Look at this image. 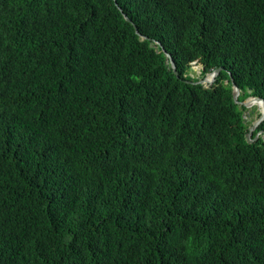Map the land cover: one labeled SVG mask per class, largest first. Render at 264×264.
<instances>
[{
  "label": "trees",
  "instance_id": "obj_1",
  "mask_svg": "<svg viewBox=\"0 0 264 264\" xmlns=\"http://www.w3.org/2000/svg\"><path fill=\"white\" fill-rule=\"evenodd\" d=\"M116 2L179 76L114 0H0V264H264V0Z\"/></svg>",
  "mask_w": 264,
  "mask_h": 264
},
{
  "label": "water",
  "instance_id": "obj_2",
  "mask_svg": "<svg viewBox=\"0 0 264 264\" xmlns=\"http://www.w3.org/2000/svg\"><path fill=\"white\" fill-rule=\"evenodd\" d=\"M114 2L117 5L116 0H114ZM118 8L122 12L124 18L133 25L134 30L139 35L140 39L149 38V36H147L145 34H141L138 31V28H137L135 22L124 11H122L120 6H118ZM149 39H150V45L154 46L157 50H158V48H160L161 51L164 52L166 59H167V62L169 63L170 67L172 68L173 72L175 73L176 76H179L178 71H177V67H176V64H175V61H174L172 55L165 49V47L163 46L161 41H159L155 38H149ZM201 68H202V65H200V69ZM222 68L223 67L221 65L213 67L211 70L206 71L203 75L198 76V78L193 80V82L202 83L204 85L211 84L215 80L216 75L219 73V71ZM228 73H229V79L231 82L232 98H233L234 102L237 104L246 103L248 97L246 96L244 99H238V95L240 94V87L235 83L232 74L230 72H228ZM208 74H210V77H207ZM251 96H252V100L257 101L258 104H260V111L255 118L250 120V122L246 128L245 137H246V140L248 142L257 139L259 136L264 140V129H257L256 130V128L259 126V124L264 119V98L258 94H253ZM243 117H244V115H243Z\"/></svg>",
  "mask_w": 264,
  "mask_h": 264
},
{
  "label": "rangeland",
  "instance_id": "obj_3",
  "mask_svg": "<svg viewBox=\"0 0 264 264\" xmlns=\"http://www.w3.org/2000/svg\"><path fill=\"white\" fill-rule=\"evenodd\" d=\"M200 65L201 64L198 62L192 61L191 65H190L191 68L188 69V74H190L193 77H196V79H197L198 76H201ZM246 112H248L247 115L246 116L244 115V117L242 116V119L246 123V126H248L250 120L255 118L259 112H257L254 107L252 109H250L249 111L246 108L244 110V113L246 114Z\"/></svg>",
  "mask_w": 264,
  "mask_h": 264
},
{
  "label": "bare ground",
  "instance_id": "obj_4",
  "mask_svg": "<svg viewBox=\"0 0 264 264\" xmlns=\"http://www.w3.org/2000/svg\"><path fill=\"white\" fill-rule=\"evenodd\" d=\"M207 77H210V74H208ZM246 92L249 93V95L247 96L248 97L247 98V102L243 103V104H241V103L237 104L239 106V108H242V107L248 108V106H255V105H258V107L260 108V104H258L257 101L252 100V96H251V95H253L252 89L246 88L245 90H243V89L240 88V93L241 94H244ZM242 115H245V113H243Z\"/></svg>",
  "mask_w": 264,
  "mask_h": 264
}]
</instances>
